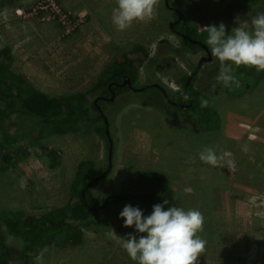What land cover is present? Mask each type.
Listing matches in <instances>:
<instances>
[{"label":"rangeland","instance_id":"374dc122","mask_svg":"<svg viewBox=\"0 0 264 264\" xmlns=\"http://www.w3.org/2000/svg\"><path fill=\"white\" fill-rule=\"evenodd\" d=\"M42 1L22 0L0 10V50L8 48L11 57L4 61L50 96L89 89L115 58L138 45L146 48L149 66L142 68L136 87L158 82L169 90H181L183 78L207 57L204 49L189 48L170 32L174 16L164 8L165 0H156L151 19L136 21L125 31L112 23L117 0H54L68 22L41 11ZM170 4L201 31L221 23L234 25L237 17L250 22L264 13V2L257 7L239 0H170ZM219 69L213 56L204 61L194 88L209 93ZM209 104L220 125L207 133L196 126L189 108L169 104L158 88L130 90L104 103L114 143L113 166L91 194L100 202L111 194L137 195L138 176L156 171L168 180L180 208L198 210L204 217L199 235L206 246L197 264H264V72L256 71L246 92L226 94ZM33 128L20 118L0 124V143L8 132L7 148L17 150L12 165L0 170V209L40 216L68 206L82 162L94 164L86 170V178L96 179L108 170L110 160L106 140L86 122L78 132L61 136L50 126L44 128L38 147L53 151V157L30 151L36 148L30 143ZM205 148L221 158L216 166L199 159ZM129 204L144 212L136 200L115 203L103 213L102 224L81 227V246L54 244L31 254L28 264H134L119 239L133 231L119 218ZM0 235L17 245L1 223Z\"/></svg>","mask_w":264,"mask_h":264},{"label":"trees","instance_id":"16d2710c","mask_svg":"<svg viewBox=\"0 0 264 264\" xmlns=\"http://www.w3.org/2000/svg\"><path fill=\"white\" fill-rule=\"evenodd\" d=\"M21 1L0 0V10L15 7ZM239 1L251 4L254 7L264 2V0ZM164 8L169 10L166 4ZM171 15L177 18L176 13H171ZM226 26L231 31L237 25L227 24ZM177 28L195 41L178 36L189 48H204V46H207L205 43L207 30L201 31L195 22L183 18ZM10 57L11 54L8 48L0 50V103L4 104V107L0 108V124H7L18 118L30 122L34 127L31 131L30 143L36 146L35 149L30 148V151L35 152L39 157L44 155L53 157V151L46 147H38L44 136L43 130L47 126H50L53 134L61 136L78 132L81 123L86 122L95 129L98 135L106 140L109 148L104 117L95 104V100L101 96H110L108 86L111 83L120 84L125 79H130L135 86L141 78L142 68L146 69L149 66V54L146 48L138 45L129 54H121L115 58L108 65L102 77L89 89L74 94L53 97L35 88L25 75L17 73L10 64L4 61L10 59ZM255 73L254 68L234 67L233 75L240 81V86L225 88L216 82L209 93L194 88V83L200 76L197 68L190 76L183 78L181 90L173 91L167 89L161 83L159 85L167 90L170 103L179 108H181L180 104H190L187 96L189 94L194 102L189 109L194 113L195 124L199 129L208 133L218 130L220 125V118L210 107V101L218 100L223 95L233 92H246ZM187 85L188 94L186 93ZM146 86L147 84L140 87ZM113 88L117 95L129 91L128 88ZM149 89L151 87L145 88V90ZM164 98L166 100V97ZM202 99L208 101L207 107H201ZM173 102L176 104H173ZM104 103L106 102L101 100L98 102L101 107ZM36 127L39 129H35ZM10 139V134L4 132V143H0V170L12 165L17 156V150L10 151L7 148ZM93 165L91 162H82L79 165L74 183V193L65 208L40 216L30 212L16 214L0 209V223L7 234L17 241V245H11L3 235H0V264H28L27 261L31 254H37L46 247L57 243L70 248L81 246L84 242V232L81 227L99 226L104 222L103 213L107 212L115 203L122 202V200H110L105 208L93 210L105 203V201L100 202L91 194V189L98 182H94L85 191V197L83 196V191L88 184L95 180V178H86V170L91 169ZM136 184L140 189V193L137 194L138 198L133 199L130 195L129 199L136 200L137 203L143 206L147 215L151 213L154 205L162 204L164 200L168 201L169 206H180L168 180L162 174L151 170L144 171L138 176ZM69 218L80 221V223L71 222Z\"/></svg>","mask_w":264,"mask_h":264},{"label":"clouds","instance_id":"9594fccd","mask_svg":"<svg viewBox=\"0 0 264 264\" xmlns=\"http://www.w3.org/2000/svg\"><path fill=\"white\" fill-rule=\"evenodd\" d=\"M156 0H117L112 11V23L119 31H125L136 21L152 18ZM231 31L223 23L205 27V41L211 55L220 64L217 83L225 88L239 87L240 81L233 75V68H254L264 72V13L248 19L237 17ZM208 101L201 100V107ZM199 159L216 166L220 157L212 148L199 153ZM254 199V198H253ZM123 227L133 229L119 237L121 247L134 264H197L205 250L206 241L199 233L204 217L198 210L185 211L169 206L168 201L153 206L145 215L139 207L126 205L119 214Z\"/></svg>","mask_w":264,"mask_h":264},{"label":"flooded vegetation","instance_id":"af4514ba","mask_svg":"<svg viewBox=\"0 0 264 264\" xmlns=\"http://www.w3.org/2000/svg\"><path fill=\"white\" fill-rule=\"evenodd\" d=\"M172 7V6H171ZM173 9H170L169 8V12L170 13H176L177 14V18L176 17H174V20L172 21V22H170L169 23V29H170V32L171 33H173L174 35H176L177 37L179 36V34H178V32H181L177 27H178V25L183 21V18L180 20V22H178V20H179V13L177 12V11H175L176 10V8L175 7H172ZM175 9V10H174ZM181 13V12H180ZM182 14V13H181ZM202 49H204L205 50V48H202ZM206 51V50H205ZM207 52V51H206ZM212 56V55H211ZM208 57H209V54L207 53V57H203L202 59L204 60V59H208ZM201 59V60H202ZM201 60H200V62H201ZM204 61H206V60H204ZM200 62H199V65L197 66V70H199L200 68H201V66L203 65V63L202 64H200ZM124 82V81H123ZM122 82V83H123ZM122 83H111L109 86H108V88H109V90H110V96H101V97H98L96 100H95V104L97 105V107H98V109H99V111L102 113V116L104 117V122H105V119H107L108 120V118L106 117V115L104 114V111H103V109H102V107L98 104V102L101 100V101H103V102H106V103H108V102H111L110 101V98L113 96V93H115V100L117 99V97H119V95H117V93H116V91L114 90V88L113 87H116V88H122V89H125V88H128L129 89V91L130 90H134V91H141V89L142 88H144V90L143 91H145V88L146 87H151L152 85H154V84H151V85H147L146 87H136V86H134L133 85V83H132V81H131V83H132V87H129L128 85H126V86H124V87H120V86H117L116 84H118V85H121ZM110 86H111V88H110ZM188 87V86H187ZM151 88H155V87H151ZM161 92H162V94L164 95V93H163V91L161 90V89H159ZM166 90V89H165ZM129 91H124L123 93H126V92H129ZM167 91V90H166ZM123 93H121V94H123ZM186 93L188 94V92H187V88H186ZM188 96V99L190 100V102H191V96L188 94L187 95ZM164 97H165V95H164ZM170 99V98H169ZM114 100V101H115ZM167 100V99H166ZM113 101V102H114ZM167 102L169 103V104H171L170 103V101H168L167 100ZM173 104H176L175 102H173ZM109 123V122H108ZM105 126H106V123H105ZM105 133H106V128H105ZM111 134V133H110ZM107 136V135H106ZM108 139V138H107ZM105 173V172H104ZM107 176V174L105 175V177ZM111 196H113V197H111ZM118 196H120V197H118L117 198V194H111V195H109L107 198H106V200H105V203H107V201H108V203L110 202V200H114V199H117V200H122V201H124V200H126V199H129V196L130 195H118ZM123 196H128L127 198H124ZM132 197H133V199H137L138 198V196L137 195H131ZM111 197V198H110ZM104 203V204H105ZM108 203L106 204V205H108ZM106 207V206H105ZM144 212H146V210H144ZM146 215H147V212H146Z\"/></svg>","mask_w":264,"mask_h":264},{"label":"water","instance_id":"95a60500","mask_svg":"<svg viewBox=\"0 0 264 264\" xmlns=\"http://www.w3.org/2000/svg\"><path fill=\"white\" fill-rule=\"evenodd\" d=\"M165 4H166V6H167L168 8L173 9V8L171 7V5H170V0H165ZM174 10H175V9H174ZM175 11H177V12L179 13V20H178V22H180V20L183 18V15L180 13V11H179L178 9H176ZM178 34H179L180 36H183V37H185V38L190 39L187 35L183 34L182 32H178ZM190 40H191V39H190ZM191 41H193V40H191ZM193 42H195V41H193ZM204 48H205V50L207 51V53L209 54L208 59H204V60H206V61H212V56H211V53H210L209 48H208L207 46H204ZM204 60L202 59L201 62H200V64H202V63L204 62ZM116 85H117V86H120V87H124V86H126V85H128L129 87H132V83H131V80H130V79H125L124 82H123L121 85H118V84H116ZM187 86H188V85H187ZM187 86H186V88H187ZM151 87H155V88L161 89V90L163 91V93H164L166 99H167L168 101H170V99H169V95H168L167 91H166L165 88H163L161 85H159V84H154V85H152ZM110 88H111V86H110ZM143 90H144V88L141 89V91H143ZM115 96H116L115 93H113V96L110 98V101H111V102H113V101L115 100ZM190 99H191V98H190ZM193 104H194V102L191 100L190 104H180V106H181L182 109H188V108H190ZM105 123H106V135H107V138H108V141H109V160H110V167L108 168V170H107L105 173H103L102 175H100L99 177H97L93 182H90V183L88 184V186L86 187V189L83 191V196H84V197H85V191H86L88 188H90V187L94 184V182H99V181H101V180L105 177V175L108 174V173L111 171L112 166H113L112 160H113V147H114V143H113V139H112L111 134H110L109 123H108V120H107V119H105ZM111 197H113V196H111ZM111 197H110V198H111ZM118 197H120V196L117 195V198H118ZM123 197H124V198H127L128 196H123ZM107 203H108V201H107ZM107 203H105L104 205H101L100 207L95 208V209H93V210L103 209V208H105V206H106ZM144 213H145V215H146V212H144Z\"/></svg>","mask_w":264,"mask_h":264},{"label":"built area","instance_id":"2783aa9c","mask_svg":"<svg viewBox=\"0 0 264 264\" xmlns=\"http://www.w3.org/2000/svg\"><path fill=\"white\" fill-rule=\"evenodd\" d=\"M41 11H51L56 16L60 17L61 19H66L68 22L69 17L63 13L59 7L54 3V0H44L41 2V6L39 7ZM65 23V22H64Z\"/></svg>","mask_w":264,"mask_h":264}]
</instances>
